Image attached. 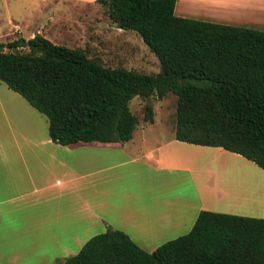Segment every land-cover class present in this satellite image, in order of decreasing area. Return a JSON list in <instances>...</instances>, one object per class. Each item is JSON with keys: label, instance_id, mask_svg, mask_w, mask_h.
I'll use <instances>...</instances> for the list:
<instances>
[{"label": "trees", "instance_id": "trees-1", "mask_svg": "<svg viewBox=\"0 0 264 264\" xmlns=\"http://www.w3.org/2000/svg\"><path fill=\"white\" fill-rule=\"evenodd\" d=\"M94 1L113 27L138 34L158 71L106 66L38 33L0 42V81L45 116L53 142H125L138 122L129 100L171 93L175 140L264 170V31L177 16L175 0ZM142 121H153L149 103ZM60 264H264V218L202 209L188 232L150 252L107 228Z\"/></svg>", "mask_w": 264, "mask_h": 264}, {"label": "crops", "instance_id": "crops-1", "mask_svg": "<svg viewBox=\"0 0 264 264\" xmlns=\"http://www.w3.org/2000/svg\"><path fill=\"white\" fill-rule=\"evenodd\" d=\"M51 1L59 0H35L20 22L9 16L5 32L0 31V42L12 36L30 38L35 33L52 42L60 10ZM72 1L98 7L94 0ZM263 1L175 0L173 12L246 26L252 19L246 10L261 9ZM33 12L39 25L29 28ZM162 124L153 113V121H138L125 142L60 145L49 138L45 116L0 81V264H60L89 237L107 228L123 231L146 252L154 250L189 230L199 210H221L178 189L167 192L163 180L178 178L183 172H188L193 189L201 173H206L202 183L212 190L216 203L226 204V213L236 214L233 207L249 204L252 198L262 201L264 190L247 184L245 172L240 180H230L224 163L248 166L249 176L252 165L258 178L264 176L263 169L219 146L175 140L173 128L161 137L162 142L148 143V133ZM134 131L138 132L136 138L132 137ZM200 156L211 163L221 161L222 170L221 166L198 165L199 159L193 157ZM197 185L201 187L200 182ZM260 206L250 209L251 214L237 215L264 218Z\"/></svg>", "mask_w": 264, "mask_h": 264}, {"label": "rangeland", "instance_id": "rangeland-1", "mask_svg": "<svg viewBox=\"0 0 264 264\" xmlns=\"http://www.w3.org/2000/svg\"><path fill=\"white\" fill-rule=\"evenodd\" d=\"M50 4L60 10V16L58 19L59 22L51 33L53 36V43L69 47H85L89 56L99 58L101 63L106 66H123L128 69H136L146 73H156L158 71V61L156 57L148 50L138 34L131 30H122L113 27L111 23L106 20V17L102 12V8L98 4H96L98 7H95V4L92 3L81 5V3H77L72 0L51 1ZM34 5L35 0H0V31L5 32L6 20L9 16L20 22L24 18V15H29L27 11L32 9ZM245 13L252 15V17L249 16L252 18L250 19L251 24H245L246 26L264 31V4L261 9H249L246 10ZM30 16V22H28L30 25L29 28L34 25L38 26L39 23L33 19L36 17V13L33 12ZM246 18H248V15ZM231 25L243 24L237 23ZM25 34L27 33L25 32ZM15 35L17 34L15 33ZM14 37L15 36H12L9 39L11 40ZM146 103H149L152 106L153 113L158 119H161V123H163V126L155 125L154 130L151 131L152 133H148L149 135L146 136V138L148 143H152L154 140L160 143L162 142V138L169 135L170 128L172 129L174 125L175 96L171 93H167L160 99H142L138 96H133L129 100L128 105L129 109L136 116L139 122L142 120L143 106ZM137 134L138 132L134 131L132 137L136 138ZM143 145L145 144H141V146ZM205 156L193 158L200 160L196 162L198 165H205L206 167L210 166V168L221 166L220 169L222 170L223 163L221 161L218 163L215 161L211 163ZM190 159H192V157H190ZM237 163L238 162L234 161H227L224 163V169L226 170L225 173L229 176V179L238 181L241 177H243V172H245L244 180L247 184L250 182L251 187H257L259 185L264 190V181H261V179H264V176H260L261 178H258V176L254 173V166L252 165V170L250 171L249 176L248 166L243 168L236 166ZM205 178L206 173L202 172L197 181L198 183L196 182V188L194 189L191 187V180L188 172L179 174L178 178H175L174 176L171 180L165 179L163 181H165L164 187H167V192L178 189L189 198L201 199L205 205H215L221 209L216 210L209 207V209L203 210L226 213V204L222 202L216 203L215 199L217 198L212 193V190L206 188L204 183H202L205 181ZM199 182L201 183V187L197 188V184H199ZM238 201L241 202L240 199ZM260 204V207H264V198H262V201L252 198L251 203H239L237 206L233 207L232 211L237 213L239 212L241 214H251L250 209H255L253 207ZM237 213L234 214L237 215ZM243 216L253 217V215ZM186 232H188V230H186L183 234Z\"/></svg>", "mask_w": 264, "mask_h": 264}, {"label": "bare ground", "instance_id": "bare-ground-1", "mask_svg": "<svg viewBox=\"0 0 264 264\" xmlns=\"http://www.w3.org/2000/svg\"><path fill=\"white\" fill-rule=\"evenodd\" d=\"M233 1V0H232ZM232 3V2H231ZM230 3V4H231ZM240 4H242V3H240ZM227 5H228V3H227ZM231 6H234V5H231ZM225 9V8H224ZM227 10V9H226ZM219 11H221V10H219ZM217 12H218V10H217ZM227 12H229V11H227ZM225 13V12H224ZM230 13H231V11H230Z\"/></svg>", "mask_w": 264, "mask_h": 264}]
</instances>
